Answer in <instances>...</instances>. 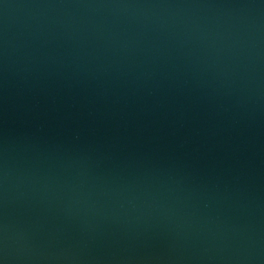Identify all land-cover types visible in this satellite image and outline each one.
I'll return each instance as SVG.
<instances>
[{"label": "water", "instance_id": "95a60500", "mask_svg": "<svg viewBox=\"0 0 264 264\" xmlns=\"http://www.w3.org/2000/svg\"><path fill=\"white\" fill-rule=\"evenodd\" d=\"M0 264H264V0H0Z\"/></svg>", "mask_w": 264, "mask_h": 264}]
</instances>
